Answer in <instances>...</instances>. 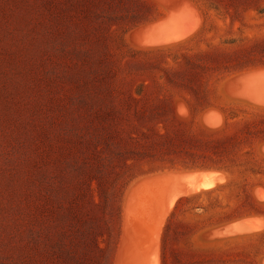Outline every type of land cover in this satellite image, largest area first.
<instances>
[{
	"label": "rangeland",
	"instance_id": "374dc122",
	"mask_svg": "<svg viewBox=\"0 0 264 264\" xmlns=\"http://www.w3.org/2000/svg\"><path fill=\"white\" fill-rule=\"evenodd\" d=\"M151 1L164 15L125 33L154 15L153 7L143 0H0V264H198L224 260L203 250L264 233V215L195 232L264 208V186L252 188L264 182L257 173L264 162L250 154L230 172L200 176L180 166L157 169L179 141L156 135L166 132L157 124L172 108L191 119L181 95L194 112L224 102L264 109V67L224 78L264 63V0ZM215 4L220 12L210 9ZM206 18L215 37L209 43L136 51L188 41ZM138 89L142 97L133 98ZM198 121L216 130L225 117L210 107ZM247 136L264 138L263 118L238 140ZM258 151L264 156V143ZM205 180L214 185L192 190ZM237 222L250 226L230 227ZM257 239L226 260L254 264L264 251V237ZM257 260L264 264V255Z\"/></svg>",
	"mask_w": 264,
	"mask_h": 264
},
{
	"label": "trees",
	"instance_id": "16d2710c",
	"mask_svg": "<svg viewBox=\"0 0 264 264\" xmlns=\"http://www.w3.org/2000/svg\"><path fill=\"white\" fill-rule=\"evenodd\" d=\"M148 5L152 6L153 11L155 12L154 15L146 17L140 21H136L135 23L131 24L128 28L124 30L127 33L130 29L138 27L142 24H146L149 22L156 21L157 19L161 18L163 14V10L151 0H143ZM199 4L201 7H205L204 0H192ZM207 1V0H206ZM213 2V1H212ZM210 9L220 12V6L209 5ZM208 18L205 19L203 27L200 31L193 36L190 40L176 44L169 48H159L154 50H136L137 52H164L168 50H181L185 48L187 45L194 44H204L209 43L210 40H213L212 35H209L207 32V22ZM264 67V63H256L251 65H244L235 67L234 69H230L227 74H225L224 78L234 74L236 72L249 70V69H256ZM208 70H212L213 73L215 71L219 72L218 68H209ZM223 78V79H224ZM219 79L217 78L216 83ZM133 98L142 97L143 91L141 89L135 90L133 92ZM181 97L188 103L189 108L191 110V119L189 121L181 120L175 113V109L172 108L171 111L168 113L165 122H159L157 125L162 124L164 127V134L161 135L159 138H162L164 143H168L167 138H172L174 140L179 141L176 149L166 152L164 157L159 160L160 164L159 168H167V167H175L180 166L184 169H198V170H218V171H226L230 172L231 168H238L240 167L241 160L245 156H249L250 154H254L258 161L264 162V156H261L258 148L261 143H264V138H245V140H238L240 134H243L246 130V126L249 123H252L253 120L256 119H264V109L247 106L243 104H233V103H209L205 106H202L195 111V107L192 104V101L185 95H181ZM210 107H217L221 110L225 117L224 125L216 130L207 129L206 127L202 126L198 119L200 114L207 108ZM244 115V117H241ZM226 144L230 145L229 149H224L222 147H211V144L219 143L225 146ZM154 155H145L143 158L148 157L151 158ZM259 175H264L263 170H258L257 172ZM264 186L263 181H256L254 186ZM189 198V197H188ZM184 198V199H188ZM182 200V199H180ZM178 200V201H180ZM198 213L202 208H196ZM173 212H171L170 216ZM264 215V208H259L258 206H254L248 210L242 211L235 216L228 217L222 219L220 221L214 222L209 225H204L196 228L195 232L202 231L206 228L215 227L224 223H228L239 218L250 216V215ZM165 230L163 231V234ZM264 237V233L259 234L257 236L248 237L244 241L241 242H234L233 246H227L226 248H218L215 250H203L207 254H211L215 256L216 254H223L224 260H209L206 262L198 263V264H245L244 262H239L236 260H226V256L224 254L234 253L235 249L241 246H248V245H256L259 243L257 238ZM233 251V252H230ZM264 255V251L258 254V259L260 256ZM255 258L254 264H260V262Z\"/></svg>",
	"mask_w": 264,
	"mask_h": 264
},
{
	"label": "bare ground",
	"instance_id": "6f19581e",
	"mask_svg": "<svg viewBox=\"0 0 264 264\" xmlns=\"http://www.w3.org/2000/svg\"><path fill=\"white\" fill-rule=\"evenodd\" d=\"M248 81V80H247ZM252 88V87H251ZM214 185V182L213 181H208V180H205V181H203V182H201L198 186H195L194 188H192V190H196V189H199V188H209V187H211V186H213ZM182 193H180L179 195H181ZM178 196V195H177ZM244 222H248V221H244ZM242 224L243 223H241V222H237L236 224L234 223V224H232L230 227L231 228H233L234 230L236 229V228H238V229H241V228H243L242 227ZM261 224H259V223H257V224H254V225H252L251 227H249V228H257L258 226H260ZM248 229V228H247Z\"/></svg>",
	"mask_w": 264,
	"mask_h": 264
},
{
	"label": "crops",
	"instance_id": "0c3cea01",
	"mask_svg": "<svg viewBox=\"0 0 264 264\" xmlns=\"http://www.w3.org/2000/svg\"><path fill=\"white\" fill-rule=\"evenodd\" d=\"M195 172V176H200V175H202L203 173H207V172H210V173H212V172H216V170H196V171H194Z\"/></svg>",
	"mask_w": 264,
	"mask_h": 264
},
{
	"label": "water",
	"instance_id": "95a60500",
	"mask_svg": "<svg viewBox=\"0 0 264 264\" xmlns=\"http://www.w3.org/2000/svg\"><path fill=\"white\" fill-rule=\"evenodd\" d=\"M154 22V21H153ZM149 23H152V22H149ZM206 170V169H205ZM208 170V169H207ZM252 216H261V215H258V214H255V215H250V216H245V217H242V218H239V219H243V218H248V217H252ZM238 220V219H237ZM244 227H248L250 226L248 223L242 225Z\"/></svg>",
	"mask_w": 264,
	"mask_h": 264
}]
</instances>
